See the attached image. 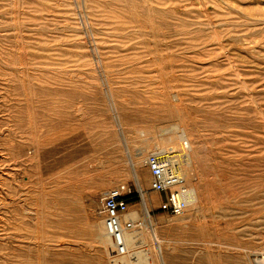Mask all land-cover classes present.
<instances>
[{"label": "rangeland", "instance_id": "1", "mask_svg": "<svg viewBox=\"0 0 264 264\" xmlns=\"http://www.w3.org/2000/svg\"><path fill=\"white\" fill-rule=\"evenodd\" d=\"M182 129L198 206L172 216L141 161ZM121 185L141 264L264 253V0H0V264H113Z\"/></svg>", "mask_w": 264, "mask_h": 264}, {"label": "built area", "instance_id": "2", "mask_svg": "<svg viewBox=\"0 0 264 264\" xmlns=\"http://www.w3.org/2000/svg\"><path fill=\"white\" fill-rule=\"evenodd\" d=\"M144 167L150 175L149 190L163 197L159 211L172 216L183 214L191 189L173 153L156 150L146 156ZM128 193L129 189L125 185L117 186L105 194L101 205L105 232L118 255L126 252L124 234L136 227L133 221L123 218L128 209ZM251 264H264V253L256 255Z\"/></svg>", "mask_w": 264, "mask_h": 264}, {"label": "bare ground", "instance_id": "3", "mask_svg": "<svg viewBox=\"0 0 264 264\" xmlns=\"http://www.w3.org/2000/svg\"><path fill=\"white\" fill-rule=\"evenodd\" d=\"M177 133H178V131H177ZM139 135H141V137L145 138V133L139 132ZM188 139H189V136L187 135L186 131L182 129L180 131V133H178V135H176L175 137L174 136L173 137H170L168 139V141H167L168 142V145L171 146V148H169V150L170 149L172 150L171 152L176 157V159L179 161V166H180L181 172L184 171L181 168V164H182V161L183 160L188 163L187 166H189L193 162V159L191 161V158H193V157H191V156H193V155H191V153L193 152L192 149L190 148L191 145L188 146L189 148L187 146L185 148L184 143H183L184 141H187L188 142ZM175 141L178 142V145H176V142ZM162 146L163 145H161V146H155L154 151H156V150L165 151V148L162 147ZM144 151L145 150H137L135 152V155L130 156V165L134 169L132 176H133L135 182L138 183V190L139 191H141V187L139 186V180L140 179H139V176H138V174L136 172L135 165H138L140 163V161L134 162L133 161V158H138V160H139L140 158L143 157ZM152 152H150V153H152ZM144 159H142V161H141V163L143 165H144ZM190 173H191V169H189L188 170V173H187L189 175V177H190ZM144 203H145L144 205L147 206L146 201ZM196 206H198V195H197V192L195 191V189H191L190 192H189L188 204H187V208H186L185 211H187L190 208L196 207ZM146 211H147V208L145 210V213H146ZM183 214H181V215H183ZM181 215H179V216H181ZM125 218L127 220L136 221V219L138 218V214H137L136 211L129 210L128 213L125 215ZM151 227H152V225H151ZM146 230L148 231V228ZM151 233H152V237H153L152 238V241L155 244H157V249H158L159 254H160V256L162 258V261H163V247H162L163 240L158 237V234H157V232H156V230L154 228L151 229ZM138 234H139V231L136 230V229H133L130 232H126L124 234V242H125L126 252L123 255L116 254L115 257L113 256V259H114L112 261L113 264H141V262H140L141 261L140 252H136V253L131 254V249H135L138 246L137 245L139 243V241H138V236L139 235ZM100 243H101L102 248H104V249L108 245H110L111 248L113 249L111 240H110V238H109V236L107 234H106L105 237L103 236V238L101 239ZM112 249L111 250H108V254L113 253ZM110 257H112V256H110ZM37 261H38V259H37Z\"/></svg>", "mask_w": 264, "mask_h": 264}]
</instances>
